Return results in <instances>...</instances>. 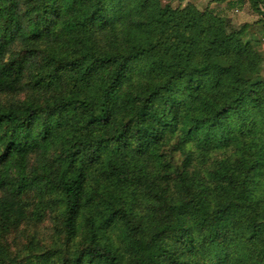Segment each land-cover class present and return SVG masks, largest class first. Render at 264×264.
I'll use <instances>...</instances> for the list:
<instances>
[{
  "label": "trees",
  "instance_id": "1",
  "mask_svg": "<svg viewBox=\"0 0 264 264\" xmlns=\"http://www.w3.org/2000/svg\"><path fill=\"white\" fill-rule=\"evenodd\" d=\"M263 68L264 0H0V264H264Z\"/></svg>",
  "mask_w": 264,
  "mask_h": 264
},
{
  "label": "rangeland",
  "instance_id": "2",
  "mask_svg": "<svg viewBox=\"0 0 264 264\" xmlns=\"http://www.w3.org/2000/svg\"><path fill=\"white\" fill-rule=\"evenodd\" d=\"M188 2L193 3L195 5H197L199 8L203 9L206 5L209 4L210 0H185L183 2H181L180 0H162L163 5L166 4H170L173 7H177L179 5L184 6L185 4H187ZM212 6L214 7H224V5H217V4H213ZM228 16L230 17V22H229V26H240L244 23H255L256 21H258L260 19V15L257 14L256 12H254L251 7L249 6L248 3H246L242 9H230L228 11ZM259 26L256 25V31L258 32ZM223 63V62H222ZM263 75H264V68H263ZM26 231H33L35 229H38L40 231V233L43 236H48L49 235V229H50V221L46 220L44 223H41L40 226L38 227H25ZM17 233L12 234L16 235ZM11 239H13L11 237Z\"/></svg>",
  "mask_w": 264,
  "mask_h": 264
}]
</instances>
